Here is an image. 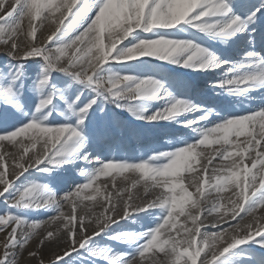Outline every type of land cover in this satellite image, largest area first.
<instances>
[{
  "label": "snow or ice",
  "instance_id": "1",
  "mask_svg": "<svg viewBox=\"0 0 264 264\" xmlns=\"http://www.w3.org/2000/svg\"><path fill=\"white\" fill-rule=\"evenodd\" d=\"M212 41L237 45L239 60L222 59ZM152 59L198 72L229 65L210 90L264 100V0H0V264H45L50 244L61 250L48 264H264L243 247L264 249V104L225 114L178 97L136 74ZM161 101L150 114L141 106ZM114 109L149 124L175 121L195 136L138 163L106 162L90 145L111 149L139 134ZM188 112L200 115L179 119ZM214 145L201 164L202 146ZM70 171L86 182L60 194L70 181L60 173ZM125 172L138 176L117 189L113 174ZM102 177H112L102 183L111 190L97 214L85 201H96ZM41 211L54 214L27 215ZM138 221L150 223L126 229Z\"/></svg>",
  "mask_w": 264,
  "mask_h": 264
},
{
  "label": "rangeland",
  "instance_id": "2",
  "mask_svg": "<svg viewBox=\"0 0 264 264\" xmlns=\"http://www.w3.org/2000/svg\"><path fill=\"white\" fill-rule=\"evenodd\" d=\"M8 3H11V0H7ZM59 15V14H57ZM52 27V24L50 22L46 23L44 25L43 31H48ZM146 35V34H145ZM150 35V34H149ZM39 36V32H38ZM199 39V38H198ZM125 44L127 41L124 42ZM122 46V45H121ZM210 46L212 47L213 51L216 52L218 56H220L222 59H229L232 61H238L239 56L237 55L239 48L234 47L230 50H226L223 48L222 44L218 41H212ZM154 62L155 65H158L163 69V71L168 72V68L162 64L158 63L157 60L152 59L150 60ZM6 62V61H5ZM229 65H225L223 69H217L215 72H212L211 75L207 78V80L204 83H201L198 85V88L194 89L196 90L195 94H193L195 97L204 99H199L198 102H207L211 105L216 106L218 109H224L225 114L228 112H235L238 114H246L248 111L252 109L258 108L260 105L264 104V100L261 99H249L248 96L240 95H230L227 92H223L222 95L217 96L210 90V83L213 82L216 79H222L224 76V73L227 71ZM31 68H29V72H31ZM183 78H187L186 80L191 81V76L186 73L182 72L180 73ZM184 75V76H183ZM168 83V82H167ZM63 86V85H61ZM75 87V85H73ZM171 88L175 93L178 95V89L175 88L173 85H171ZM175 89V90H174ZM193 95H181V98L190 97L193 99ZM251 96L259 97V93H250ZM194 100V99H193ZM162 106V105H161ZM159 106H153L150 110H147V113L150 114L151 112L155 111V109ZM59 111H64L63 107L59 109ZM115 115L122 121H126L133 125L135 128L139 130V127H137L139 124H142L143 127L146 129L144 131L139 132L136 136H129L126 137L123 142L118 146H113L111 149L107 146H98L95 144L90 145V149L93 152V155H99L101 159H105L107 162L108 159L115 158L117 160H127L128 162H140L142 159H147L149 156L154 154L153 150H161V151H175L179 147L185 146L183 144L184 140H190L192 139L195 134L191 131V129H188L186 127H181L179 124H177L175 121L171 122L170 128L166 132H164L162 135L154 136L151 130V127L156 124H149L146 121L139 122L138 120H135L127 111H123L121 109H114ZM200 114L198 112H188L179 117L181 120H194L196 119ZM61 120H63V117H60ZM159 125L165 124V122L158 123ZM143 129V128H142ZM127 139H131L127 143ZM241 140L244 139V137L240 138ZM219 147L218 145H214L211 147L202 146V149L204 151V157L201 158V164H204L206 161V157L210 155V153L213 151L214 148ZM2 151V149H0ZM95 159V157H94ZM11 163V161H10ZM219 164L218 159L213 161V165ZM80 165L77 164V167ZM71 168V166H68ZM199 167V166H198ZM212 167V166H210ZM81 168L84 171H90L91 165L84 166L81 165ZM11 172V167L9 169ZM27 175V174H26ZM40 173H34V176L38 177L40 176ZM53 175H57V173H53ZM60 175L70 177V181L66 183L61 184L60 188V194H63L64 191L68 190V188L71 186V181H74L75 183H84L86 182V179L82 176H79L76 172L70 171L69 173H60ZM115 176V184L117 189L123 188V187H130L131 183L137 178L138 174H134L131 172H125L123 175H117L113 174ZM23 177H21V181H23ZM112 177H102L101 178V191L100 194L97 196V199L95 202L92 201H85L86 204L89 206L95 205V211L97 214H99L102 209L100 208V204L103 202V199L106 195V191L111 190V183L108 185V189L106 190L102 183L104 181H111ZM186 185L188 184V181L186 179L185 181ZM17 184H20V181L17 182ZM189 190H194L191 187ZM137 191H142V187L138 186L137 189H132V192L135 193ZM224 195V193H223ZM225 192V203H227V196ZM115 199V197H113ZM6 208V205L4 203L3 198H0V210H4ZM67 211V209H66ZM79 212V209H78ZM54 213L52 212H44L41 211L39 213H27L31 219H46L47 216H50ZM181 221H183V217H181ZM124 223V222H122ZM150 221H144V224H148ZM132 224H127L126 229H130ZM210 231H215L216 229L209 228ZM7 239V236L5 234V231H0V253H2L3 250V244L4 241ZM39 237L35 236L30 241V245L32 248H35L38 244ZM106 240L102 241L105 242ZM244 248H250L254 249L256 254L262 255L264 254V249L256 248L255 245H247L243 246ZM61 250L60 247L57 245L50 244L47 248L41 249L43 253V258L45 260V264H48L49 261L54 259L55 253L59 252ZM26 256V254H25ZM75 254L73 255V257ZM20 264H34V261H31L30 259H22ZM240 264V262H238Z\"/></svg>",
  "mask_w": 264,
  "mask_h": 264
},
{
  "label": "bare ground",
  "instance_id": "3",
  "mask_svg": "<svg viewBox=\"0 0 264 264\" xmlns=\"http://www.w3.org/2000/svg\"><path fill=\"white\" fill-rule=\"evenodd\" d=\"M52 27H53V25H52ZM52 27H50V29ZM179 31L182 35H188V33L183 32V29H181ZM146 35H149V34H146ZM125 41H127V40H125ZM221 44H222L223 48L226 50H230L231 48L237 47V45L232 44V43H229V44L221 43ZM137 63H139V62H137ZM158 63H162L164 65V67L166 66L168 68V72H166V71L164 72L160 66L155 65L154 62H152V61H149V65L141 66L140 68L136 69L135 70L136 74H138L140 76H146V75L155 76L158 79L163 80L165 82V85L169 88V90L172 91L173 94L178 96V97H180L181 95L192 96L193 94H195L196 90L194 89V87L198 88V85L201 83H204L212 73L211 71H209V72L192 71L190 69L179 68L176 65H173L170 63H164V62H160V61H158ZM113 70L114 71H120V66H113ZM182 72L188 73L191 76V79H190L191 81L186 80L187 78L186 79L183 78L180 74ZM171 85H173L174 88L176 85V88L178 89V95L175 93V91L172 90ZM193 99L198 101L199 99L203 100L204 97L198 98V97H195L193 95ZM162 104H163L162 101L161 102H142L141 106L145 107L147 110H150L153 106H159L160 107ZM138 121L141 122V120H138ZM153 124H156V123H153ZM171 124H172L171 122H165V124H163V125H159L158 123H157V125H153L151 127L153 135L154 136L162 135L164 132H166L168 130V128H170ZM137 127H139V130H138L139 132L144 131L146 129V127L144 128L142 124H139ZM130 140L131 139H127L126 140L127 143ZM37 150H39V145L37 146ZM204 163H206V161ZM209 169H210L209 175H211V167L210 166H209ZM226 194L229 195V193H227V192H226ZM224 195H225V193H224ZM141 225H144V221H138L136 224H132L129 230H142ZM97 239L99 240L100 238H97ZM100 243L104 244V245H109L113 249H115L116 251H125L126 250L125 246L117 245V244H115V242H112V241L106 240L105 242L100 241ZM74 254L75 253H73V255ZM77 264H79V261L77 262ZM84 264H90V262L84 261Z\"/></svg>",
  "mask_w": 264,
  "mask_h": 264
}]
</instances>
